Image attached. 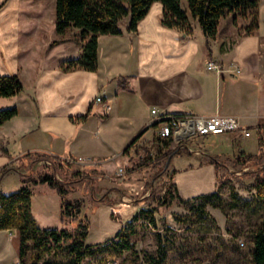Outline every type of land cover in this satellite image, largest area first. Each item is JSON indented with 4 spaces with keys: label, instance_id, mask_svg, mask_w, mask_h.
Segmentation results:
<instances>
[{
    "label": "crops",
    "instance_id": "obj_1",
    "mask_svg": "<svg viewBox=\"0 0 264 264\" xmlns=\"http://www.w3.org/2000/svg\"><path fill=\"white\" fill-rule=\"evenodd\" d=\"M162 15V4L154 3L134 33L128 31L131 18L123 19L122 35L99 37L98 71L66 72L62 66L81 57L83 41L77 28L57 32L56 0H0V75H19L25 85L19 95L0 98V109L19 110L0 126V171L19 162L27 169L23 156L31 152L82 157L84 168L115 164L138 137H156L154 109L237 116L246 128L264 123V0L259 30L237 38L232 15L221 20L214 40L198 21L187 35L165 27ZM210 61L224 71L209 70ZM90 110L85 122L77 120ZM207 169L215 181V166ZM113 207L106 205L107 215ZM17 237L0 231V264H19Z\"/></svg>",
    "mask_w": 264,
    "mask_h": 264
},
{
    "label": "trees",
    "instance_id": "obj_2",
    "mask_svg": "<svg viewBox=\"0 0 264 264\" xmlns=\"http://www.w3.org/2000/svg\"><path fill=\"white\" fill-rule=\"evenodd\" d=\"M159 2L163 6L162 24L170 29L190 35L193 33V21H198L205 36L209 40L216 39L219 33L221 20L232 15V21L236 27L239 22H244L242 28L245 35H253L260 26V3L261 0H187L190 14L183 9L182 0H56V28L60 35L66 34L69 30L77 28L82 35V55L78 59L68 61L62 66L66 72L74 70L98 71L99 67V37L102 35H122L120 23L123 19L130 17L129 32H137L140 22L149 13L152 5ZM210 41L208 42V44ZM125 80V77H119ZM25 89L23 80L19 75H0V98H10L19 95ZM18 108L11 107L0 109V126L12 120L18 115ZM91 110L78 117L77 120L85 122L90 117ZM249 130L257 129L260 136V152L257 155H246L240 153L238 163L244 166L250 164L256 166L257 176L251 185L252 192H255L253 201L243 199L237 191H232V200L228 202L218 190L211 194H204L192 199H185L181 196L175 183L176 170L169 169L173 158L187 149L185 142L178 147L171 149V139L155 137L153 147L157 149L158 156L165 158V167L171 185L168 189L170 200H178L183 204L188 214L178 217L180 225H202L212 221L217 225V220L212 216L209 208L221 210L223 214L228 212L230 207L238 208L240 204L247 206L258 205L254 209L259 213L264 208V123ZM140 137H138L126 150L129 153ZM159 152V153H158ZM191 153V152H189ZM51 155L47 152H31L23 156L32 168L41 159H35L40 155ZM136 155L140 157L141 163L136 166H149L153 159L152 149L139 147ZM54 156V155H53ZM52 157V169L54 173H39L37 176L21 175L23 186L13 194H5L0 191V231L17 232L19 264H86L88 259L98 260L100 263L111 258L123 257L126 253L135 255L139 260L136 247L139 239L138 222L148 223L153 228L157 227V208L145 207L140 210L129 223L126 229L120 230L113 239L97 244H87L91 229L90 218L84 214L85 201L83 199L71 198L69 185L73 182L61 181L57 177L60 168L74 163L68 160H60L62 157ZM170 162V163H169ZM211 163L219 168L220 162L212 157ZM169 163V165H168ZM135 166L133 165V169ZM14 170L5 167L0 171V177ZM28 176V177H27ZM48 185L56 190L62 199V218L74 223V230L69 229H42L32 212L33 191L30 185ZM175 192L176 195H172ZM160 201L161 205L169 204L168 195ZM103 202V199H99ZM113 215V214H112ZM114 217V215H113ZM218 230L221 228L217 225ZM157 254L158 258L146 253V257L152 260V264H163L167 260V244L162 234L157 233ZM251 252L250 264H264V221L252 229L250 233ZM237 252V250H234ZM113 262V261H111ZM110 262V263H111Z\"/></svg>",
    "mask_w": 264,
    "mask_h": 264
},
{
    "label": "rangeland",
    "instance_id": "obj_3",
    "mask_svg": "<svg viewBox=\"0 0 264 264\" xmlns=\"http://www.w3.org/2000/svg\"><path fill=\"white\" fill-rule=\"evenodd\" d=\"M182 7L190 14L187 0H182ZM230 22L231 18L223 22L222 28L226 29ZM239 23L235 38L245 34L242 28L245 23ZM251 133V137L244 139L239 134L195 136L188 139L185 142L188 148L183 147L182 153L176 155L169 166L170 170L177 171L175 183L182 190V197L192 199L211 194L219 187L228 202L232 200L233 190L243 199L253 201L255 192L250 190L257 176L256 166H244L237 161L240 153L257 155L260 152L258 130L252 129ZM154 138L153 134L141 137L134 149L115 164L84 168L81 166L82 161L77 160L72 167L60 168L56 174L61 181L73 182L69 185L71 198L85 201L84 214L91 221L87 239L89 245L102 244L113 239L120 230L126 229L142 208H157L156 228L143 221L138 222L139 239L136 251L140 253L139 260H136L135 255L126 253L121 258H108L102 263L88 259L86 264H110L111 261L116 264H152V260L145 255L150 253L159 257L157 233L166 239L168 249L167 260L163 264H250L252 246L249 235L252 229L264 221V208L255 213L257 204L254 203V207L240 204L238 208L230 207L228 212L223 214L221 210L210 207L209 210L216 218L220 231L212 221H208L204 226L178 224L177 218L186 216L188 211L178 200H170L169 171L164 169L165 158L158 156V150L152 148ZM179 144L181 143L171 140L169 145L174 149ZM144 146L152 149L155 159L149 166H136V163H141L136 150ZM189 147H193V153ZM195 152L201 156H196ZM52 157L54 156L48 154L35 157L41 160L32 165L31 169H23L24 164L21 162L13 168L30 176H37L39 173L53 174L55 170L52 169ZM212 157H216L220 162L219 168L210 162ZM60 160L66 159L62 157ZM133 165L135 170H132ZM209 165L215 166V181L209 175ZM22 186V180L16 172L9 173L0 180V191L5 194L16 193ZM30 187L33 191L32 212L42 229L74 230L76 225L62 218V199L56 190L46 184H31ZM167 195L169 204L161 205L160 201ZM172 195H176L175 192H172ZM99 199H103V202H99ZM106 205L114 206L109 215Z\"/></svg>",
    "mask_w": 264,
    "mask_h": 264
},
{
    "label": "built area",
    "instance_id": "obj_4",
    "mask_svg": "<svg viewBox=\"0 0 264 264\" xmlns=\"http://www.w3.org/2000/svg\"><path fill=\"white\" fill-rule=\"evenodd\" d=\"M208 69L222 73L223 67L214 61L208 63ZM237 73H241L238 68ZM96 101L103 104L107 111L111 110L110 103L104 101L103 97H97ZM156 119V135L161 139H174L177 143H183L195 136L208 135H229L239 134L243 139L251 137V131L246 128L237 116L228 115H168L159 114L157 109L152 111ZM66 160L76 163L77 160L83 162V158L72 159L64 157ZM244 245V243H241ZM110 264H116L111 262Z\"/></svg>",
    "mask_w": 264,
    "mask_h": 264
},
{
    "label": "water",
    "instance_id": "obj_5",
    "mask_svg": "<svg viewBox=\"0 0 264 264\" xmlns=\"http://www.w3.org/2000/svg\"><path fill=\"white\" fill-rule=\"evenodd\" d=\"M170 163V162H169ZM169 163H168V165H169Z\"/></svg>",
    "mask_w": 264,
    "mask_h": 264
}]
</instances>
